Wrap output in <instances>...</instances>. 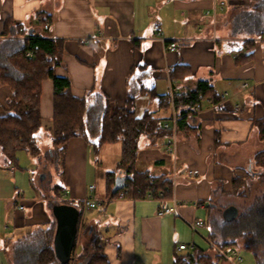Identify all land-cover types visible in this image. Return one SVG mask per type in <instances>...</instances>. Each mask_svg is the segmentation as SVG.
<instances>
[{
  "label": "crops",
  "instance_id": "obj_1",
  "mask_svg": "<svg viewBox=\"0 0 264 264\" xmlns=\"http://www.w3.org/2000/svg\"><path fill=\"white\" fill-rule=\"evenodd\" d=\"M248 1L258 0H0V42L10 38L4 33L7 22L62 40V64L55 72L70 79L75 97L91 99L100 93L111 106L132 108L138 115L149 111L162 125L170 126L167 136L144 135L141 144L139 140L136 161L138 171L168 181L164 200L111 197L108 172L123 178L117 171L122 157L119 142L105 143L96 151L83 137L71 138L63 156L66 189L56 198V194L43 197L33 190V175L18 165V158L16 165H6L0 156V264H13V246L53 223L52 200L77 205L79 226L89 227V236L101 228L112 230L108 241L102 242L111 264H173L176 252L204 248L199 240L207 234L208 238L210 232L199 228L210 220L209 203L216 205L219 193L249 195L250 187L264 191L260 128L264 121V38L261 42L249 38L253 32L247 37L232 35L228 25H220L231 12H227L228 5ZM43 20L50 22L48 29ZM156 24L162 27V37L155 32ZM15 38L22 39L20 34ZM170 42H178L176 51L167 49ZM199 81L210 83L218 101L206 98L179 128L174 101L167 105L159 96L188 92ZM223 92L228 97L225 103L219 99ZM10 95V87L0 85V117L7 115ZM53 98V83L44 80L43 120L52 119ZM168 139L174 142V152L167 149ZM92 148L97 158H92ZM98 158L102 186L94 196L97 187L89 185L95 187L91 191L87 182L96 174ZM33 161L30 171L37 169ZM90 198L96 207L83 206ZM162 206H175V211L160 216ZM98 208L99 214L86 217V212ZM199 219L204 224L194 230L191 224ZM188 231L200 238L191 241L188 250L178 252V244L189 238ZM86 241L77 240V255Z\"/></svg>",
  "mask_w": 264,
  "mask_h": 264
},
{
  "label": "trees",
  "instance_id": "obj_2",
  "mask_svg": "<svg viewBox=\"0 0 264 264\" xmlns=\"http://www.w3.org/2000/svg\"><path fill=\"white\" fill-rule=\"evenodd\" d=\"M258 1L261 6L255 13L260 15L250 12L245 19L253 21L259 27L261 25L264 29V0ZM20 27V24L7 22L4 33L10 38L0 42V85H8L11 89L7 101V115L0 117V156L4 163L16 165L20 151L39 155L37 133L44 124L40 112L42 82L51 80L54 98L50 131L54 155L64 156L68 142L73 137H83L96 151L105 143L119 142L122 146V157L117 171L123 174V188L113 192L118 175L115 171L108 172L107 184L111 197H116L123 189L133 198H143L148 192L157 194L160 190L167 194L170 189L168 181L147 171H138L136 161L142 136L160 138L169 135V130L167 131L161 121L154 118L149 111L138 115L132 108L111 106L100 93H95L91 99L75 97L71 92L70 79L58 76L55 72L62 64L63 41L39 36L30 30L24 39L15 38L20 34ZM249 43L255 45L256 42ZM28 52L31 53L30 56L27 55ZM252 55L253 53L248 57ZM179 67L181 65L175 66L170 71L171 75L176 74ZM210 96L213 101H218L213 87L207 81H199L192 90L174 95V106L180 117L179 128L188 113L198 104L202 105ZM159 98L169 104L168 95H160ZM260 125L264 139V121ZM261 154L264 155V152ZM254 194V203L246 210L239 211L236 219H222L221 224H217L216 220L212 222L208 239L209 243L222 250H237V240L243 239L245 247L253 251L257 264H264V192ZM57 204L69 203L55 200L50 202L51 209ZM56 226L54 218L50 226L20 239L13 246V264H73L74 258L62 263L56 254ZM91 237V252H88L86 246L78 255L75 264H111L105 253V245L98 235L92 233ZM210 249L211 246L208 249L193 247L182 255L176 252L173 264H222L224 260L221 256L216 254L212 257L209 254Z\"/></svg>",
  "mask_w": 264,
  "mask_h": 264
},
{
  "label": "rangeland",
  "instance_id": "obj_3",
  "mask_svg": "<svg viewBox=\"0 0 264 264\" xmlns=\"http://www.w3.org/2000/svg\"><path fill=\"white\" fill-rule=\"evenodd\" d=\"M221 3V2H220ZM235 6V7H234ZM239 6V7H238ZM261 6V2L260 1H254V2H239L235 5L229 6L227 8V12L231 11L228 16L226 18L223 19V21L220 23V25H228V27L230 28L232 35H238L240 37H247V35H249L250 33H255L254 36H248L251 39H254L256 41H262L261 39L264 38V29L263 27L260 25L257 26V24H255L253 21H248L247 19H239L241 16L243 17H247L248 13H254L255 15H260V13H255L258 12L256 9H258V7ZM243 21V22H242ZM249 22L248 24L246 23ZM232 27V28H231ZM261 31V32H260ZM260 33V34H257ZM237 43L239 41L235 40ZM164 90V89H163ZM152 103H157L156 99H153ZM153 105H150V111L152 110ZM50 126H51V120L50 119H44V124L42 126V128L38 131L37 133V139H38V145H39V155H35L32 152L29 151H20L17 154V158H18V165L22 166L25 168L26 171H29L30 175L32 174V183L34 185L33 189L34 191L36 190V192H38V194H40V192L42 193L43 197H46L47 194H56V196L54 198L57 197L58 193H60V190L65 191L66 189V184L64 182V175H63V169H64V162H63V156L62 155H54L55 149H54V145L52 142V137H51V131H50ZM144 136L141 137L140 139V144L142 143V140H144ZM91 156L92 158H97L96 156L93 155V148L91 149ZM36 160V166L37 169L30 171L29 170V164L31 163V161ZM98 161L95 163V167H96V174L90 176V178L88 179V189H89V185L93 184L97 187V191L93 193V195L95 196L97 193H99L101 186H102V179L99 176V165H101V160L98 158ZM30 162V163H29ZM34 162V161H33ZM105 169V167H104ZM253 171V170H252ZM251 171V173H252ZM251 175V174H250ZM250 182H253L254 184H256V180L255 179H251ZM251 189V190H250ZM250 190V194L249 195H245L244 194H235L234 195H225V194H221L219 193V195H217V206L215 204H211L209 203V205H212L211 210H209V214H210V220L208 221V223L203 226L200 227L199 229H204L206 231V234L211 232L212 229V222H215L217 224H221L222 222V213L223 210L226 208V206L231 205V206H235L240 212L246 210L251 204L254 203L255 201V195L254 193H260L262 194V189L260 188H254L252 189V187L249 188ZM36 194V193H35ZM37 195V194H36ZM215 199V198H214ZM216 200V199H215ZM54 201V200H52ZM220 204V205H218ZM47 206V202L45 204ZM216 206V207H215ZM219 206V207H218ZM99 208L95 209L94 211L91 212H86V217L89 219V217L91 215L94 214H99ZM208 212V210H207ZM224 220V219H223ZM107 221V220H106ZM102 224H104V222H101ZM98 223V224H101ZM102 227V226H101ZM197 230V229H196ZM99 232H97L96 234L99 235V233L101 232V237H99L100 241L105 243L108 241V238H106V236H110L112 235V230L105 232L104 228H101V231L98 230ZM208 231V232H207ZM89 227H85V225H82V227L79 226V232H78V239L82 238L85 239L86 238V244L88 246V252H91V236H89ZM200 233V232H199ZM187 236H189L188 239H186L185 244H190L191 241L195 240H199V234L197 235L195 232L193 231H188V233L186 234ZM208 235V234H207ZM207 235L206 238L204 240L201 239L199 241H201L200 246L204 247V248H209L211 246V243H209V240H207ZM80 236V237H79ZM195 236V238H194ZM197 236V237H196ZM190 239V240H189ZM220 240V239H219ZM221 241V240H220ZM218 241V242H220ZM239 242V245L237 247V250L239 252V254L241 255V257L243 258L242 262L239 264H257V261L254 257L253 251L246 248V243L245 241H243V239H238L237 240ZM221 243V242H220ZM79 248V247H78ZM78 248H75L74 253H73V257H74V261L72 262L73 264H75V262L77 261V253L76 250H78ZM184 253V252H183ZM209 254L212 257H215V255L217 254L215 251H212V249L209 250ZM182 255V254H179ZM222 264H226V263H222Z\"/></svg>",
  "mask_w": 264,
  "mask_h": 264
},
{
  "label": "water",
  "instance_id": "obj_4",
  "mask_svg": "<svg viewBox=\"0 0 264 264\" xmlns=\"http://www.w3.org/2000/svg\"><path fill=\"white\" fill-rule=\"evenodd\" d=\"M121 188H123V178H117L113 192ZM52 213L57 222L54 235L55 251L60 261L66 263L74 258L73 253L78 240L80 211L72 204H57L52 208ZM238 215L239 210L235 206L225 208L222 213L225 221H232Z\"/></svg>",
  "mask_w": 264,
  "mask_h": 264
},
{
  "label": "built area",
  "instance_id": "obj_5",
  "mask_svg": "<svg viewBox=\"0 0 264 264\" xmlns=\"http://www.w3.org/2000/svg\"><path fill=\"white\" fill-rule=\"evenodd\" d=\"M221 4H223L221 2ZM43 27L45 29H48L50 27V22L49 21H46L44 22L43 24ZM155 32L158 36L162 37L163 36V30H162V27L159 25V24H156L155 25ZM19 33L21 35V38L24 39L28 33V30L24 27H20L19 28ZM178 42H170L168 45H167V49L169 51H176L178 49ZM28 56L31 55L30 52L27 53ZM247 87V84L244 85V88ZM227 93H221L219 94V99H220V102H223L225 103L227 101ZM174 101V93L171 92L168 96V103L169 104H172ZM196 110H200L201 109V105L198 104L195 108ZM237 109H240L238 107H236V110ZM176 120V119H175ZM163 127L166 128V129H169L170 126L169 124L165 123L163 124ZM167 149L170 151V152H174L175 150V146H174V142L172 139H168L167 141ZM197 173V172H195ZM94 186H91L90 187V190H94ZM128 196V192L126 190H121L118 194H117V199H124ZM165 197V192L160 190L159 192H157V194H153L152 192H148L146 195H145V198H159L161 200H164L163 198ZM83 206L86 207V208H94L96 207V202L93 200V199H87L85 200V202L83 203ZM175 211V206H171V207H167V206H162L159 210V215L160 216H163V215H166V214H170V213H173ZM204 224V221L203 220H195L191 226L194 230H196L199 226L203 225ZM211 243V242H210ZM211 247L213 249V251H215L218 255L221 256V258L224 260L225 263L227 264H239L242 262L243 258L241 257V255L239 254L238 250H236L235 248H230L228 250H222L220 249L217 245L211 243ZM190 248V245L188 244H185V243H180L178 244L176 250L178 252H183L185 250H188Z\"/></svg>",
  "mask_w": 264,
  "mask_h": 264
}]
</instances>
